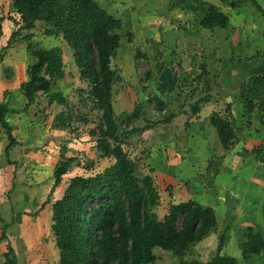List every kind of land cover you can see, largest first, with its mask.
<instances>
[{
  "label": "rangeland",
  "instance_id": "rangeland-1",
  "mask_svg": "<svg viewBox=\"0 0 264 264\" xmlns=\"http://www.w3.org/2000/svg\"><path fill=\"white\" fill-rule=\"evenodd\" d=\"M94 1L123 24L120 45L111 61V68L120 77L113 86V110L120 133L141 130L131 133L123 148L136 162L137 177L149 175L154 182L159 201L153 212L162 219L171 204L193 200L210 207L216 216L217 226L185 253L184 260L206 264L215 256L219 237L224 235L222 254L235 258L237 264H264V253L244 260L240 247L248 228L264 238V108L260 103L264 90L259 98L241 89L264 74V59L246 61L247 57L264 53V27L259 13L254 9L252 14L242 11L240 17L228 13L235 41L216 29V37L203 42L190 31L205 13L206 0ZM245 1L232 0L235 4ZM213 2L232 11L219 0ZM240 19L249 20L251 25L237 27ZM0 25V81L12 86L4 92L2 102L8 104L7 100L12 102L14 98V105L20 106L24 126L16 138L28 148L22 146L18 151L22 163L27 164L21 174L25 191L20 196L21 205L26 207L25 219H16L19 227L26 229L25 243L20 242L17 248L19 258L22 264H58L47 245L31 253L30 241L38 244L42 238L46 243L53 239L46 216L40 224L34 221L57 197L47 194L62 152L72 161L60 186L73 176H93L111 166L112 161L97 159V139L91 135L96 132L101 114L87 102L86 84L80 81L72 50L61 36L45 35L46 26L39 24L20 32L7 47L11 34L21 26L11 0H0ZM29 44L41 49L57 47L63 75L52 82L50 92H38L35 103L23 109L21 96L16 93L19 90L24 96L20 88L23 82L16 79L14 66L19 67L20 79L23 75L29 78L28 69L35 62L27 49ZM165 69L177 82L172 91L161 93L158 87ZM52 94L60 95L67 105L50 103ZM155 99L162 103V110ZM135 108L139 109L138 119L126 125ZM67 112L78 114L80 119L67 122L69 128H57V116ZM213 113L233 125L235 140L228 150L222 149L210 125ZM76 141L87 145L77 149L69 144L78 146ZM65 144L70 149H63ZM49 197L50 202H46ZM16 226L9 224L10 228ZM153 253L156 260L152 264H179L170 252L155 248Z\"/></svg>",
  "mask_w": 264,
  "mask_h": 264
},
{
  "label": "trees",
  "instance_id": "trees-1",
  "mask_svg": "<svg viewBox=\"0 0 264 264\" xmlns=\"http://www.w3.org/2000/svg\"><path fill=\"white\" fill-rule=\"evenodd\" d=\"M203 5L206 14L199 20L201 28L214 30L228 26L229 18L224 12L216 6ZM254 5L264 20V8ZM11 8L20 16L21 26L11 34L7 47L20 32L44 24L45 35L61 36L72 50L79 79L86 84V100L101 114L96 132L91 133L97 139V158L114 161L99 174L71 178L62 198L52 203L51 232L59 252V264H152L156 260L155 248L170 252L179 259V264H201L195 260L186 261L184 256L217 226L214 211L189 200L171 204L168 212L159 219L153 212L159 196L152 178L149 175L137 177L136 162L123 148L126 138L141 130L120 133L113 110V86L120 77L111 68V61L120 45L122 21L94 0H11ZM1 33L0 25V36ZM25 38L29 39V36ZM27 49L35 62L28 69V81L20 88L27 100L26 107H29L35 103L38 92H50L52 82L63 75V63L57 47L41 49L29 44ZM2 57L0 54V59ZM256 59H264V54H256L246 61ZM176 82V77L165 69L158 89L161 93L172 91ZM241 89L261 98L264 74L252 78L250 84ZM49 102L67 105L58 94L50 95ZM155 103L159 111L163 109L158 99ZM260 103L264 108V100L261 99ZM248 107L251 111V102ZM8 113L7 103L1 102L0 125L12 142V128L6 120ZM138 117L139 109L135 108L127 117L126 125ZM75 119L80 116L73 112L61 113L55 126L69 128L67 122ZM210 125L222 149L228 150L235 140L232 123L213 113ZM60 158L51 192L61 184L72 161L65 158L63 152ZM223 242L224 235H220L215 256L206 264H237L235 258L222 254ZM240 247L242 258L248 260L264 253V238L248 228ZM4 258L5 264H19L10 246Z\"/></svg>",
  "mask_w": 264,
  "mask_h": 264
},
{
  "label": "crops",
  "instance_id": "crops-1",
  "mask_svg": "<svg viewBox=\"0 0 264 264\" xmlns=\"http://www.w3.org/2000/svg\"><path fill=\"white\" fill-rule=\"evenodd\" d=\"M219 1L221 4H225L226 6H231L230 8L232 11L227 12L226 11L227 9H225L224 6L215 4L213 2V0H206V4H210V5L218 7L222 12H224L228 16L229 24L225 29H222V31L224 33H227L226 34L227 36L228 35L231 36L232 40H234V36H233L234 34L231 32L230 26H232L233 23H232V16H230L229 14L234 13L237 17H240V14L242 13V11H248L249 14H252L251 12L253 11V9L256 10L255 5H254L255 2L257 5L264 8V3L262 4L261 0H247L245 2H238L237 4L232 2V0L229 2H228V0H219ZM263 2H264V0H263ZM205 14H206V11L202 15V17ZM259 15H260V13H259ZM260 17H261V15H260ZM199 20H197L195 22L197 24V26H195L194 29L190 31V34L195 35V36L197 35V38L203 39V42H206V40H209L210 38H213V37L215 38L216 37V29L208 30V29L201 28L199 26ZM261 20H262V24L264 27V20L262 19V17H261ZM248 22H249V20L240 19L239 22L235 25L237 27L241 28V27H245L247 25H251V24H248ZM251 35H254V32L251 31ZM261 37L264 38V28H263V32H262ZM216 41L220 42L221 40H216ZM211 42H214V40H211ZM256 54H254V55H256ZM258 54H260V53H258ZM263 54L264 53H262L260 55H263ZM254 55L247 57L246 59L251 58ZM20 62H21V64H23L22 61H20ZM17 64L19 65L18 62H17ZM14 67H15V69L17 68L15 73H16V79L19 80V83H20V81L23 83L27 82L28 81L27 75H25V78L23 77L24 75L22 76L23 80L20 79L21 76L18 75V72H19L18 68L19 67L16 65ZM25 74H26V72H25ZM1 83H4V81H0V103L4 99V97H3L4 92L6 90L10 91L9 89L12 88L11 85L6 86L5 84L3 85ZM16 93H18L17 94L18 97L21 96V99H22L21 101L23 102L22 105H23V109H24L26 107L27 100H26V98H23L24 96L22 94H20L19 90L16 91ZM12 99H13L12 102H10V100L9 101L7 100V102H8L7 106L9 109V113L6 116V120L12 128V132H11V135L13 138L12 142H10L5 131L3 130V128L0 125V264H5L4 255L7 252L8 246H10L14 250V253L17 257L18 263L22 264L20 262L19 252H18L17 248H18V244L20 242L25 243V238H24L25 233L24 232L26 230L25 229L23 231V229L21 227H19L20 222H17L16 219H19V217H21V216H22L21 219H25V217L23 215L25 214V209H26V207L21 205L20 196L25 191L24 186L22 185V184H24V182H23L24 176H22L21 174L23 172V169L26 168L27 164L22 163L23 161L20 160V158L18 156V151L20 148H22V146H24L23 149H28V148L25 145H23L20 142V140H17V138H19L18 137L19 131L22 130V127L24 126V118L20 116V106H15L14 105L15 99L14 98H12ZM69 134L72 135V133H69ZM81 139H84V136H82ZM88 139H86V140H88ZM75 143H77V141ZM69 144L73 145V147L77 148V149L80 147H83V146L85 147L87 145V144H85V145L81 144V142L77 143L78 146H75L74 143H69ZM95 144H96V142H95ZM62 148L70 149L68 147V144L63 145ZM29 153L30 152H28V154ZM65 156H67V155H65ZM12 157H14L16 160L15 161L12 160L13 159ZM97 159L100 161L105 160V159H99V158H97ZM106 160L112 161V163L110 165H112L114 163V161L112 159H106ZM79 176H81V175H79ZM85 176H88V175H85ZM89 176H92V175H89ZM73 177H75V176H73ZM51 180H53V178ZM51 180H49V183H52ZM68 182L69 181H67L65 183V185H63V186L61 185L63 187L62 191L60 190L61 186L59 185L58 187H56L51 192V189L54 185V183H53L52 186L50 187V192H48L47 196H50V197H51V195L57 196V197H54L53 202L61 199L63 194H64V191L68 185ZM51 207H52V205H49V206L46 205V208L39 212V215H38L39 218L34 221V222H36V224H40L39 221L42 219V217L46 216L47 220H49L48 223H49L50 230H51V225H52ZM9 224H11V225L15 224L17 226L15 228H10ZM44 233H45V230L42 229V224H41V234L43 235ZM52 236H53V234H52ZM26 242H29V239H27ZM30 243L31 244L29 246L30 247L29 249H30L31 253L34 250H40L41 247H45L46 245H47L46 247L49 246V249L51 248L50 250H52L51 253L54 257V263L57 262L59 264V252L55 246L54 237H53V239H51L47 243H46V240H44L43 238L40 239V243H38V244H32L31 241H30ZM34 254H35V252H34ZM43 264H48V261H44Z\"/></svg>",
  "mask_w": 264,
  "mask_h": 264
},
{
  "label": "built area",
  "instance_id": "built-area-1",
  "mask_svg": "<svg viewBox=\"0 0 264 264\" xmlns=\"http://www.w3.org/2000/svg\"><path fill=\"white\" fill-rule=\"evenodd\" d=\"M46 78L48 79V77L46 76Z\"/></svg>",
  "mask_w": 264,
  "mask_h": 264
}]
</instances>
